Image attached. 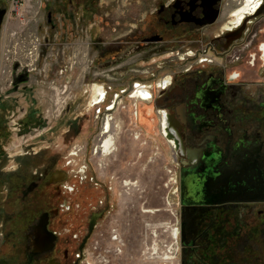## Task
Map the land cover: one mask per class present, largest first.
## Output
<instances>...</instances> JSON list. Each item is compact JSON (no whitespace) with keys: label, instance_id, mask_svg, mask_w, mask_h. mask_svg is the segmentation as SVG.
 <instances>
[{"label":"flooded vegetation","instance_id":"1","mask_svg":"<svg viewBox=\"0 0 264 264\" xmlns=\"http://www.w3.org/2000/svg\"><path fill=\"white\" fill-rule=\"evenodd\" d=\"M138 1L142 20L131 14L107 69L115 83L91 101L101 109L87 146L68 153L63 169L55 159L28 171L20 164L10 180L0 169L7 193L0 202V264H114L124 254L123 235L111 227L110 192L93 170L117 151L120 105L144 119L151 107L161 110L162 134L175 155V264H264V202L182 203L184 173L204 176L208 161L215 171L237 160L257 162L264 172V0H159L153 20L148 0ZM152 59L164 60L162 67L137 70V62ZM90 87L84 82L82 97ZM252 106L257 121L237 111ZM9 194L16 211L7 210Z\"/></svg>","mask_w":264,"mask_h":264},{"label":"rangeland","instance_id":"2","mask_svg":"<svg viewBox=\"0 0 264 264\" xmlns=\"http://www.w3.org/2000/svg\"><path fill=\"white\" fill-rule=\"evenodd\" d=\"M19 1L23 4L20 12L24 22L15 19L12 26L23 25L26 33L40 38L42 47L38 70L17 79L16 86H10L0 65V169L9 180L11 175L15 179L11 168L20 164H26L28 171L55 159L56 168L63 169L68 153L87 146L91 127L98 126L95 118L101 109L91 101L98 102L96 94L99 90L103 93L104 84L115 83L111 81L116 77L107 69L112 67L117 40L127 33L123 27L131 14L137 21L143 15L138 0L135 6L129 0ZM0 9L10 14L11 3L0 0ZM158 9L159 0H148L147 19L153 20ZM145 62L150 61L137 62V70L156 71L164 60L152 59L148 67ZM99 73L106 77H98ZM84 82L93 84L86 97L81 94ZM65 86L63 95L70 106L67 109L65 105L62 111L55 104L56 93ZM151 109L149 119H144L132 105L129 109L120 105L116 110L120 126L117 151L103 153L93 168L100 182L108 187L115 206L111 227L119 229L127 245L124 254L113 259L114 264H175L178 197L170 183L175 155L162 134V118L157 114L161 110ZM237 111L255 114V121L260 116L253 106ZM111 125L110 121V129ZM108 138L115 144L112 136ZM6 194L0 188L1 203ZM7 200V210L16 211L15 195L9 194Z\"/></svg>","mask_w":264,"mask_h":264},{"label":"water","instance_id":"3","mask_svg":"<svg viewBox=\"0 0 264 264\" xmlns=\"http://www.w3.org/2000/svg\"><path fill=\"white\" fill-rule=\"evenodd\" d=\"M7 13V9H0V37ZM233 163V166L226 165L215 171L208 161L204 176L198 178L185 172L182 178V203L200 205L264 202V172L258 163L245 161L238 165L237 160H233Z\"/></svg>","mask_w":264,"mask_h":264},{"label":"built area","instance_id":"4","mask_svg":"<svg viewBox=\"0 0 264 264\" xmlns=\"http://www.w3.org/2000/svg\"><path fill=\"white\" fill-rule=\"evenodd\" d=\"M6 1L11 3L10 15H12L13 20L18 19L20 22H24V15L20 12L23 4L19 0ZM13 24L11 22L5 25L0 37V65L2 74H6L11 87L16 86V80L26 73L38 70L36 66L41 57L42 47L39 37L26 33L23 25V27L13 28ZM58 90L56 93L58 103L55 104L60 105L63 111L64 106L67 107L68 105L66 96L63 95L67 91V86L64 87V90Z\"/></svg>","mask_w":264,"mask_h":264},{"label":"crops","instance_id":"5","mask_svg":"<svg viewBox=\"0 0 264 264\" xmlns=\"http://www.w3.org/2000/svg\"><path fill=\"white\" fill-rule=\"evenodd\" d=\"M11 22H13V17H12V15H10V14L8 13L4 26H5V25H8V24L11 23ZM4 26H3V28H4Z\"/></svg>","mask_w":264,"mask_h":264},{"label":"bare ground","instance_id":"6","mask_svg":"<svg viewBox=\"0 0 264 264\" xmlns=\"http://www.w3.org/2000/svg\"><path fill=\"white\" fill-rule=\"evenodd\" d=\"M98 93L101 94V91L99 90ZM101 95H102V94H101ZM97 103H98V102H97ZM108 131H110V120H109V119L107 120V123H106V133H107Z\"/></svg>","mask_w":264,"mask_h":264},{"label":"trees","instance_id":"7","mask_svg":"<svg viewBox=\"0 0 264 264\" xmlns=\"http://www.w3.org/2000/svg\"><path fill=\"white\" fill-rule=\"evenodd\" d=\"M19 81V80H18Z\"/></svg>","mask_w":264,"mask_h":264}]
</instances>
